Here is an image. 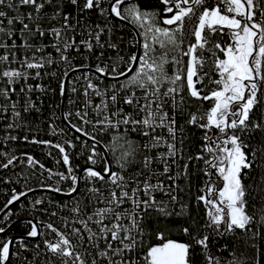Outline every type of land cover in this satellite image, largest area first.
<instances>
[{
	"label": "snow or ice",
	"instance_id": "obj_1",
	"mask_svg": "<svg viewBox=\"0 0 264 264\" xmlns=\"http://www.w3.org/2000/svg\"><path fill=\"white\" fill-rule=\"evenodd\" d=\"M0 264H264V0H0Z\"/></svg>",
	"mask_w": 264,
	"mask_h": 264
},
{
	"label": "built area",
	"instance_id": "obj_2",
	"mask_svg": "<svg viewBox=\"0 0 264 264\" xmlns=\"http://www.w3.org/2000/svg\"><path fill=\"white\" fill-rule=\"evenodd\" d=\"M55 99H56L57 102H59V100H60V98L58 96H56ZM50 103H51L50 100H46L45 101L46 107ZM66 106H67V98H65V100H64V107L66 108ZM45 114L47 115L48 113L46 112ZM49 138H51V137H45V139H49ZM29 151H31L36 156L37 159H40L43 163H45L46 166H48V167H53L54 166V159L53 158H49L46 155V153L41 152L39 148H31V149H29ZM81 163H82V161H81Z\"/></svg>",
	"mask_w": 264,
	"mask_h": 264
}]
</instances>
